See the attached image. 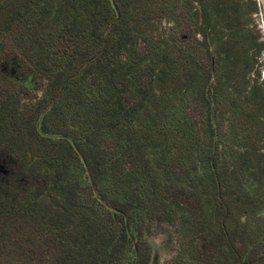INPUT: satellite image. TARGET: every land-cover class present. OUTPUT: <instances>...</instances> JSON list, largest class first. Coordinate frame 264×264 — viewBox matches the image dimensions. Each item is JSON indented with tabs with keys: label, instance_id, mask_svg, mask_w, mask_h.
<instances>
[{
	"label": "trees",
	"instance_id": "16d2710c",
	"mask_svg": "<svg viewBox=\"0 0 264 264\" xmlns=\"http://www.w3.org/2000/svg\"><path fill=\"white\" fill-rule=\"evenodd\" d=\"M241 4L0 0V264H264Z\"/></svg>",
	"mask_w": 264,
	"mask_h": 264
},
{
	"label": "rangeland",
	"instance_id": "374dc122",
	"mask_svg": "<svg viewBox=\"0 0 264 264\" xmlns=\"http://www.w3.org/2000/svg\"><path fill=\"white\" fill-rule=\"evenodd\" d=\"M240 2L242 3L240 18L244 24L242 29L246 39L242 43V52L239 55L249 61L248 73H250V77L264 90V0H240ZM167 27L168 22L159 19L154 23V33H163L164 28ZM214 29L218 36L225 37L227 28L224 22L218 19ZM155 237L151 242L153 255L150 264H162L173 247V235L169 229H166Z\"/></svg>",
	"mask_w": 264,
	"mask_h": 264
}]
</instances>
